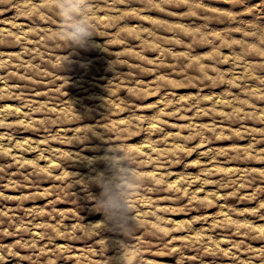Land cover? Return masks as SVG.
<instances>
[{
    "label": "rangeland",
    "instance_id": "1",
    "mask_svg": "<svg viewBox=\"0 0 264 264\" xmlns=\"http://www.w3.org/2000/svg\"><path fill=\"white\" fill-rule=\"evenodd\" d=\"M87 3L0 0V264H264V0Z\"/></svg>",
    "mask_w": 264,
    "mask_h": 264
},
{
    "label": "clouds",
    "instance_id": "2",
    "mask_svg": "<svg viewBox=\"0 0 264 264\" xmlns=\"http://www.w3.org/2000/svg\"><path fill=\"white\" fill-rule=\"evenodd\" d=\"M58 3L63 13L68 16L70 21L66 26L65 35L80 45L82 49L87 50L91 44L92 37L95 36V26L87 19V13L85 12V9L88 7L87 0H80L79 5L73 6L83 11V18L72 16L73 7L65 6L63 0H58Z\"/></svg>",
    "mask_w": 264,
    "mask_h": 264
}]
</instances>
